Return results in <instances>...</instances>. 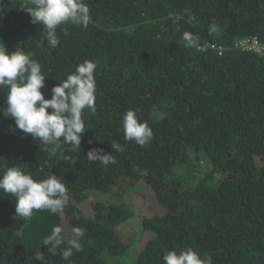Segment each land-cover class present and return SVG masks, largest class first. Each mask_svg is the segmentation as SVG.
<instances>
[{"label": "trees", "instance_id": "1", "mask_svg": "<svg viewBox=\"0 0 264 264\" xmlns=\"http://www.w3.org/2000/svg\"><path fill=\"white\" fill-rule=\"evenodd\" d=\"M24 2L0 0V43L34 54L45 98L96 61V112L83 116L81 148L62 144L55 156L0 113V174L12 165L40 179L53 172L69 195L61 213L25 221L0 190V264H164L167 250L188 246L212 264H264V54L240 44H264V0H85L92 22L59 26L55 48ZM185 31L197 46L185 47ZM6 99L4 88L0 111ZM129 109L153 130L144 147L124 139ZM112 142L125 148L112 153L116 164L88 161ZM57 225L67 236L85 230L68 261L63 246L53 255L42 244Z\"/></svg>", "mask_w": 264, "mask_h": 264}, {"label": "clouds", "instance_id": "2", "mask_svg": "<svg viewBox=\"0 0 264 264\" xmlns=\"http://www.w3.org/2000/svg\"><path fill=\"white\" fill-rule=\"evenodd\" d=\"M19 7L28 12L33 24L43 25L42 39L52 48L60 44L59 26L70 23L87 28L92 22L85 0H25ZM216 30L217 25H209V34ZM182 39L185 47L198 44V39L187 31L182 34ZM96 70V61L84 60L52 87L50 98H45L42 89L47 76L34 54L21 47L9 50L0 43V90L7 88V107L0 113L12 118L15 127L24 134H31L45 146H51L50 156H55L62 144L80 149L82 134L86 131L83 116L85 112H96ZM138 112L139 109H129L124 113V139L144 147L152 141L153 130ZM111 148V153H106L103 148H91L86 157L88 161L99 162L105 167L116 164L112 153H123L125 148L118 142H112ZM0 190L15 198V214L25 221L38 210L59 214L69 200L68 188L61 176L52 172L46 178H35L18 165L7 167L0 174ZM64 233L63 226H54L42 244L53 255L63 246L60 254L63 260L68 261L74 251H82L81 240L85 237V230L76 226L71 228V236ZM33 255L37 260L45 261L44 252L39 247ZM163 261L164 264H212L210 256L202 255L192 246L167 250Z\"/></svg>", "mask_w": 264, "mask_h": 264}, {"label": "built area", "instance_id": "3", "mask_svg": "<svg viewBox=\"0 0 264 264\" xmlns=\"http://www.w3.org/2000/svg\"><path fill=\"white\" fill-rule=\"evenodd\" d=\"M240 44L244 48L253 49L261 54H264V44H261L256 39L254 40L245 39V40H242Z\"/></svg>", "mask_w": 264, "mask_h": 264}, {"label": "rangeland", "instance_id": "4", "mask_svg": "<svg viewBox=\"0 0 264 264\" xmlns=\"http://www.w3.org/2000/svg\"><path fill=\"white\" fill-rule=\"evenodd\" d=\"M134 221H135V222H138V221H139V219L135 220V218H134V220H132V221H131V223H130V224H131V226H134V227H135L136 223H135Z\"/></svg>", "mask_w": 264, "mask_h": 264}]
</instances>
